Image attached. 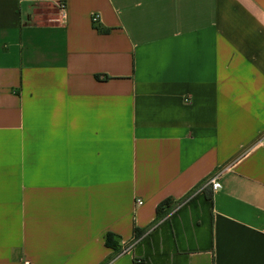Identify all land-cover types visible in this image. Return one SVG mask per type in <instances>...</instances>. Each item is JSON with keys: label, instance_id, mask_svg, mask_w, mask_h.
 Instances as JSON below:
<instances>
[{"label": "crops", "instance_id": "crops-1", "mask_svg": "<svg viewBox=\"0 0 264 264\" xmlns=\"http://www.w3.org/2000/svg\"><path fill=\"white\" fill-rule=\"evenodd\" d=\"M25 260L264 264V0H0V264Z\"/></svg>", "mask_w": 264, "mask_h": 264}, {"label": "built area", "instance_id": "built-area-1", "mask_svg": "<svg viewBox=\"0 0 264 264\" xmlns=\"http://www.w3.org/2000/svg\"><path fill=\"white\" fill-rule=\"evenodd\" d=\"M59 9H60L61 12H63L64 9H65V5L60 3L59 4ZM92 20H93V24L94 25H98V22H99L98 15H94ZM207 186H210L213 191L220 190L222 185H221V181H220L219 175L210 178L204 187H207ZM142 204H143V202L141 200L138 201V205H142ZM22 264H31V262L28 261V260H25Z\"/></svg>", "mask_w": 264, "mask_h": 264}, {"label": "trees", "instance_id": "trees-1", "mask_svg": "<svg viewBox=\"0 0 264 264\" xmlns=\"http://www.w3.org/2000/svg\"><path fill=\"white\" fill-rule=\"evenodd\" d=\"M102 31H103V30H102ZM182 202H183V201H182ZM171 205H172V202L169 201V200H167V201H165L164 203H162V204H160V205L158 206V208H157V219H156L154 225L157 224V223L159 222L160 218L162 217V210H164V209H165V211H169V210H171V208H172ZM165 213H166V212H165ZM137 232H138V231L136 230V233H137ZM106 244H107L108 246H114L110 234H108V235L106 236ZM113 248H116V246H114Z\"/></svg>", "mask_w": 264, "mask_h": 264}]
</instances>
